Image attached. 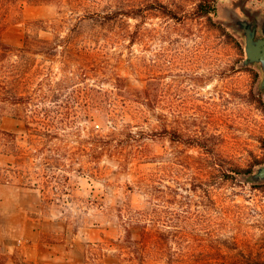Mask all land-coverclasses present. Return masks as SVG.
<instances>
[{
  "label": "rangeland",
  "instance_id": "374dc122",
  "mask_svg": "<svg viewBox=\"0 0 264 264\" xmlns=\"http://www.w3.org/2000/svg\"><path fill=\"white\" fill-rule=\"evenodd\" d=\"M0 1L7 40L36 22L95 64L61 93L80 116L55 141L80 152L62 160L70 180L44 191L43 158L16 157L25 122L3 121L18 139L0 140V264H264V183L247 181L264 164V94L227 17L264 0H217L202 18L206 0ZM59 59H37L54 82Z\"/></svg>",
  "mask_w": 264,
  "mask_h": 264
},
{
  "label": "trees",
  "instance_id": "16d2710c",
  "mask_svg": "<svg viewBox=\"0 0 264 264\" xmlns=\"http://www.w3.org/2000/svg\"><path fill=\"white\" fill-rule=\"evenodd\" d=\"M206 1L210 2L208 7L198 5L199 18L216 13L217 0ZM7 2L12 3L14 0ZM5 8L2 3V6L0 5V140L6 136L18 139L17 134L3 127L5 118L25 122L27 137H24L30 147L18 153L16 157L23 164L26 160L29 162V157L43 158L42 169L36 174L42 178L41 185L44 191H47L55 179L70 180L68 174L75 171L74 165L66 167L62 160H75L80 154L76 151L60 153L62 147L55 144V141H65V133L62 131L80 117L74 109L76 105L71 104L74 99L67 100L61 96L63 95L61 93L70 89L71 82L79 80L78 82L81 83L89 79L91 73L95 72V64L91 65L89 62L92 53L88 47H77L75 38L72 39L71 35L56 34L51 39L41 37L35 31L36 22L27 23L25 32L19 39L20 44L7 40L5 32L11 24V13L10 9L4 10ZM58 56H61L58 61L64 65L65 77L60 82H54L49 77L51 74L47 73L43 76L46 66L40 69L41 64L37 63V59L43 57V61L54 62ZM256 76L258 77V73ZM76 91H79V88ZM76 98L75 96L74 103H79ZM91 98L85 99V105L97 104L98 101L91 102ZM257 101L264 104L262 97ZM109 117L113 120L114 115L111 114ZM83 152H86L85 149ZM24 168H26L25 173L31 174L30 167L24 165ZM144 245L146 247V244ZM140 264L146 263L141 261Z\"/></svg>",
  "mask_w": 264,
  "mask_h": 264
},
{
  "label": "water",
  "instance_id": "95a60500",
  "mask_svg": "<svg viewBox=\"0 0 264 264\" xmlns=\"http://www.w3.org/2000/svg\"><path fill=\"white\" fill-rule=\"evenodd\" d=\"M228 24L244 38L245 59L243 67H255L261 74L259 92L264 94V13L250 10V15H241L230 10ZM249 183H264V164L259 165L247 176Z\"/></svg>",
  "mask_w": 264,
  "mask_h": 264
}]
</instances>
